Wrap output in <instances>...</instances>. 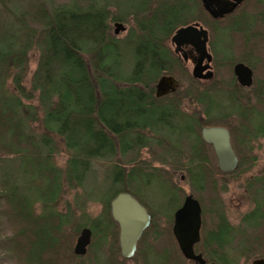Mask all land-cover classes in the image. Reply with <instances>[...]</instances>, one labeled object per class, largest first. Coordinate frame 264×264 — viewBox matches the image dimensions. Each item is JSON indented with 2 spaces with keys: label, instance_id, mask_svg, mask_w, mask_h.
Returning <instances> with one entry per match:
<instances>
[{
  "label": "trees",
  "instance_id": "1",
  "mask_svg": "<svg viewBox=\"0 0 264 264\" xmlns=\"http://www.w3.org/2000/svg\"><path fill=\"white\" fill-rule=\"evenodd\" d=\"M251 1V22L231 28L229 40H222L223 47L250 48L249 42H254L258 51L264 40V0L245 2ZM242 13L248 12L242 9ZM227 17L223 22L214 20L201 0H0L2 254L14 264L61 262L60 252L63 256L66 249L71 252L83 227L92 228L94 240L97 229L111 227L112 198L122 191L134 193L133 185L143 174L170 186L171 172L184 171L201 194L206 185L215 189L217 180L209 184L206 177L213 171L222 172L201 138L203 125L230 129L240 159L230 174L251 168L256 158L247 159L246 150L252 149V141L264 137V77L254 81L249 88L252 94L247 96L241 94L245 88L235 79L227 90L218 85L201 90L204 84L190 76L171 45L179 27L199 21L214 34L215 23L237 22L235 16ZM116 22L130 24L124 37L113 34L112 23ZM256 25L258 31L253 30ZM239 33L245 43L238 40ZM212 50L217 56L214 42ZM33 52L38 61L27 88L25 77ZM225 61L233 64V56ZM241 61L249 63L245 57ZM163 74L179 80L187 76L194 90L188 93L181 86L172 95L156 98L155 85ZM183 93L195 102L192 110L181 97ZM215 98L222 100L216 103ZM231 117L241 123L230 121ZM36 122L40 131L33 127ZM61 145L67 155L64 166L56 161ZM145 149L151 155L148 161L141 154ZM166 165L170 170L162 168ZM99 173L106 176L104 181L95 180ZM93 180L95 192L88 188ZM101 185L108 186L113 195L107 197ZM247 188L255 205L239 225L230 222L217 197L209 200V217L204 206L203 224L208 225V233L200 248L208 262L238 264L243 255L264 258V174L249 180ZM73 189L82 191L79 197L85 203L100 201L106 213L92 220L85 203L77 204L83 211L81 220L71 238L64 239L61 229L73 216L58 207L67 190ZM103 232L106 239L108 230ZM115 236L117 254V225ZM139 250L140 246L134 257ZM149 255L154 260L149 261ZM145 256V264H166L170 259L168 253L152 249L145 250ZM95 261L111 264L102 258Z\"/></svg>",
  "mask_w": 264,
  "mask_h": 264
},
{
  "label": "rangeland",
  "instance_id": "2",
  "mask_svg": "<svg viewBox=\"0 0 264 264\" xmlns=\"http://www.w3.org/2000/svg\"><path fill=\"white\" fill-rule=\"evenodd\" d=\"M247 1V0H245ZM243 2V4L233 13L231 16H235L237 22L234 25H228L226 26L223 22V18L221 19L222 22L215 23L216 30L213 34L211 32V46H214L218 50V55L215 56L214 62L215 63V69L213 66V70L215 73V77L211 82H203L201 81L204 86H201V90L210 89L212 86L218 85L219 88L227 90L229 83L235 79L236 84H238L233 67L234 64L237 61H241L242 58H248V61L253 69H254V77L255 81L261 80L264 77V40L261 39L260 45L257 46V50L255 53V49L253 48L254 42L250 43V48H253L254 52L247 46H242L238 48V44L234 46V49L229 47H223L224 42H222L223 39L226 38V40H229L228 33L231 30V28H237V27H244L247 25L248 22H251L252 18L250 17V13L254 10V3L251 2ZM243 11L248 12L246 15L244 13L240 14ZM250 12V13H249ZM208 13V12H207ZM209 14V13H208ZM210 15V14H209ZM228 18V17H227ZM227 18L225 20H227ZM224 20V21H225ZM126 29L121 30L119 33H115L116 25L115 23H112V32L118 37H124L130 27V24L125 23ZM257 25L253 28V30H257ZM258 31V30H257ZM228 36V37H227ZM236 39V38H234ZM238 40H241L245 43V37L242 33H239ZM237 42V40H236ZM173 50L175 49L174 46ZM215 55V54H214ZM233 56L234 62L233 64H229V61H225L228 58ZM37 61H38V54L37 52H33L30 55L29 62H28V71L27 75L25 77V85L27 88H30V80L31 76L34 73L36 67H37ZM192 62H188L186 65L187 70L190 73V76H192ZM193 78V76H192ZM195 79V78H194ZM180 83L182 86V89H186L188 93H190V85L191 82L188 79L187 76L180 77ZM10 88H12V84L9 83ZM181 88V87H180ZM194 90V89H192ZM241 92V90H240ZM239 92V94H240ZM218 94V93H217ZM242 95L247 96V94H252L251 89L245 88L241 92ZM172 95V94H171ZM182 98L187 99L186 102H188L191 106V110L193 109L195 102L191 103V98L187 93H183ZM189 96V97H186ZM224 98V97H223ZM216 103L219 100H222V98H215ZM215 104V102H214ZM187 111H190V109L187 108ZM204 115V114H203ZM230 121L235 122L236 124H240L241 121L236 118H230ZM33 127L36 130H41L40 123L36 122L33 124ZM207 144V143H206ZM208 151L211 156L214 155L215 157V163L216 168H218L217 164V158L215 155V152L209 144ZM250 146L252 147L251 150H246V157L247 159L253 158L255 156V161L251 165V168H249L245 172L235 173V174H226V173H217L213 171L212 175L209 174L210 177H206L208 179V183L210 184L212 181L217 180L218 182L217 187L209 188L206 185V188L203 187V193L201 194L200 191L193 187V185L190 182L189 176L184 171H177L171 172V179L172 183L170 182V186L168 183L159 182L156 178H153L152 175L143 174L140 179H137V182L133 185V192L138 197V199L149 209V211L153 214V222L150 225L149 228H147L146 232L144 233L143 237L141 238L139 242L140 250L136 257H133L132 259H126L122 256L120 252V245H119V226L118 224L113 220L111 223V227L109 226L108 229L106 227H103L104 231L108 230V235L103 238V229L99 228L97 229V236L96 239L93 241L92 244L93 250L91 252H87L85 255H76L74 253V247L76 244V241L78 239V236L74 239L73 243L69 240V244L72 243V250L64 249L65 255L63 256V250L60 252L62 256V261L57 262V264H97L95 260H98V258H102V260H105L107 263L111 262V264H117L116 260L121 262L122 264H145V250L151 249L154 252L161 251L168 253L170 255V259L168 260V263L166 261V264H190V261L187 260L183 253L180 250V247L178 245V242L173 234V213L178 205V199L176 196V193L171 188H181L180 193L183 194V197L185 194H190L191 192H194L195 197L200 198L203 204V220H204V206H207V216L209 215L208 209L210 206H208L209 200H212L213 197H217L219 203H222L224 211L230 220V222L233 225H239L241 223V220L245 214H247L249 211H251L254 208V201L252 194L249 192L247 188V184L249 180L253 179L256 176H261L264 174V137H260L254 141L251 142ZM212 149V151H210ZM213 152V153H212ZM142 156L147 161L150 160L151 155L145 149L142 153ZM212 158V157H211ZM67 159L66 153L63 151V145H61V152L57 154L56 161L59 165L64 166ZM154 166H159L157 162H152ZM164 170H170L169 167L163 166ZM212 168V167H211ZM102 171V169H99V172ZM220 171V170H219ZM221 172V171H220ZM165 177L169 178V175H165ZM96 178V179H95ZM95 180L98 181H104V178L106 176L104 173H99L95 176ZM151 178V179H150ZM150 179V180H148ZM95 180H93L89 185L88 188L91 189L92 192H95L96 185ZM148 181L150 183L148 184ZM207 183V184H208ZM173 186V187H171ZM178 186V187H177ZM99 188V187H98ZM100 188L105 192V195L107 197H110L113 195V191L108 188V186L101 185ZM195 190V191H194ZM198 192H197V191ZM81 190L73 189V190H67L66 194L62 198V201L59 205V209L62 212H68L71 211L73 219L72 221L65 225L61 229V233L64 235V239H70L72 236V231L76 227V225L79 223L80 216L83 214L82 209L77 205L82 201L79 197V194H81ZM201 194V195H200ZM214 201V200H213ZM211 203V201H210ZM86 207V213L88 214L90 219H96L97 217L101 218L106 212H105V206L98 200L89 199L85 203ZM81 208H84V206L81 205ZM39 211V210H37ZM110 212V209H109ZM111 215V214H110ZM209 217V216H208ZM112 218V217H111ZM116 225L118 228V253L116 254L114 251L117 249L115 242V231H116ZM208 225L202 224V231L203 233H208ZM81 231V230H80ZM80 234V233H79ZM94 234V231H93ZM204 234V235H205ZM91 244V245H92ZM1 246V245H0ZM146 247H149V249H146ZM216 247V246H215ZM97 251V252H96ZM69 253H72L75 255L76 258H71ZM60 254L58 253L56 256L59 257ZM235 256V254L233 255ZM231 256V257H233ZM117 257V258H115ZM256 256L246 257V255H243L239 258L238 264H251L253 259ZM258 257V256H257ZM95 258V259H94ZM8 260V261H7ZM153 256L149 255V261H152ZM154 263V261H153ZM0 264H14L11 259H9L5 254H2L0 251ZM157 264V263H154ZM165 264V263H164ZM210 264V262H209Z\"/></svg>",
  "mask_w": 264,
  "mask_h": 264
},
{
  "label": "water",
  "instance_id": "3",
  "mask_svg": "<svg viewBox=\"0 0 264 264\" xmlns=\"http://www.w3.org/2000/svg\"><path fill=\"white\" fill-rule=\"evenodd\" d=\"M245 0H201L203 8L214 18L221 19L236 11ZM115 33L125 30L123 23H115ZM175 51L182 50L183 45H192L197 57H192V75L196 79L211 80L214 77L212 66L213 55L208 47L209 31L201 23L196 22L182 26L171 38ZM183 58L188 60L184 53ZM234 74L239 83L250 87L253 84V69L244 62L234 66ZM180 82L173 75H163L155 87L157 98L175 92ZM202 139L213 145L218 168L222 172H232L239 166L237 156L231 142L228 128L224 126H204L201 128ZM111 214L119 225V245L122 256L132 259L137 252L138 242L144 231L151 225L152 216L148 209L131 193L123 191L111 201ZM202 207L193 194L186 196L182 206L175 212L173 232L181 251L186 258L199 264H206L202 254H196L195 243L201 240ZM92 229L84 227L76 241L74 253L85 255L92 242ZM251 264H264V258H255Z\"/></svg>",
  "mask_w": 264,
  "mask_h": 264
},
{
  "label": "flooded vegetation",
  "instance_id": "4",
  "mask_svg": "<svg viewBox=\"0 0 264 264\" xmlns=\"http://www.w3.org/2000/svg\"><path fill=\"white\" fill-rule=\"evenodd\" d=\"M210 31V30H209ZM210 35H211V32H210ZM210 40H211V36H210ZM209 47H210V49H211V51H212V53H213V55H214V52H213V50H212V46H211V41H209ZM179 57H181L182 56V54H186L187 56H188V60L186 61V62H188V61H191V59H192V57H197V52H196V50H195V48L192 46V45H183L182 46V50H180V51H178V52H176V51H174ZM214 58H215V55H214ZM185 60V59H184ZM213 66H214V69H215V63H213ZM236 78V77H235ZM255 79V77H253V80ZM213 80V79H212ZM211 80V81H212ZM236 80H237V78H236ZM201 81H203V80H201ZM204 83L205 82H210V81H203ZM237 82H238V80H237ZM238 85H239V87H242V88H250V87H244V86H242V85H240L239 84V82H238ZM204 126V125H203ZM202 126V127H203ZM201 127V128H202ZM200 128V129H201ZM229 129V128H228ZM230 130V129H229ZM212 146V145H211ZM212 148H213V146H212ZM173 187V186H172ZM178 187V186H177ZM172 190H174L175 191V193H176V196H177V199H178V205H177V208L175 209V211H174V213L172 214L173 215V221H174V219H175V212H176V210L179 208V207H181V205L183 204V202H184V200H185V197L188 195H186L185 194V196L183 197V199H182V196H183V194L182 193H180V191L179 190H181V188H171ZM191 193H193L194 194V192H191ZM195 195V194H194ZM136 196V195H135ZM137 197V196H136ZM138 198V197H137ZM200 200V199H199ZM140 201V200H139ZM201 201V200H200ZM141 202V201H140ZM142 203V202H141ZM202 203V202H201ZM144 205V204H143ZM111 213V212H110ZM152 214V213H151ZM152 216H153V214H152ZM173 234H174V232H173ZM174 236H175V234H174ZM201 241H199V242H197V243H195V245H194V250H195V253L196 254H202L203 255V257L204 258H206L205 257V254H204V252H203V250L200 248V243H202V241H203V237H204V233H203V231L201 230ZM176 238V237H175ZM177 240V239H176ZM189 261H190V264H199V263H197L196 261H194L193 259H188ZM207 260L205 259V262H206ZM206 264H208L207 262H206ZM210 264H213V262L212 263H210Z\"/></svg>",
  "mask_w": 264,
  "mask_h": 264
}]
</instances>
